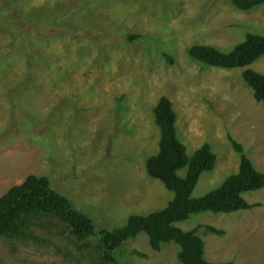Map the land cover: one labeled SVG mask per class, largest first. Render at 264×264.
Wrapping results in <instances>:
<instances>
[{
    "label": "rangeland",
    "instance_id": "1",
    "mask_svg": "<svg viewBox=\"0 0 264 264\" xmlns=\"http://www.w3.org/2000/svg\"><path fill=\"white\" fill-rule=\"evenodd\" d=\"M249 33L264 36V6L240 12L233 0H0V199L35 175L48 177L100 229L165 209L175 194L146 168L160 149L154 109L163 97L174 105L189 155L209 144L218 158L195 198L238 173L241 155L231 139L264 173V104L244 70L189 56L195 46L229 52ZM130 35L142 38L131 42ZM250 69L264 75V58ZM244 198L257 207L176 226L201 227L210 263L264 264V189ZM179 251L170 243L156 252L143 233L117 256L124 264H181ZM0 264L98 261L59 220L37 215L25 240L0 238Z\"/></svg>",
    "mask_w": 264,
    "mask_h": 264
},
{
    "label": "trees",
    "instance_id": "2",
    "mask_svg": "<svg viewBox=\"0 0 264 264\" xmlns=\"http://www.w3.org/2000/svg\"><path fill=\"white\" fill-rule=\"evenodd\" d=\"M233 5L237 11L252 12L263 7L264 0H233ZM140 38V35L129 36L131 42ZM189 56L210 68L244 70L245 83L253 90L256 101L264 104V75L250 69L264 58L263 35L249 33L229 52L212 46H195L189 50ZM166 59L174 62L169 56ZM154 115L161 132L160 149L157 155L148 159L146 168L150 178L160 181L175 194L165 209L148 216H132L121 229H100L91 217L57 193L48 177L30 175L22 185L11 188L0 199V238L25 240L29 237V220L44 215L59 220L80 250L97 255L98 264H124L117 252L143 233L148 235L151 248L156 252L162 251L165 244L178 246L181 264H214L206 259V243L199 236L201 227L185 232L176 224L204 213L229 215L257 207L250 205L244 194L264 189V173L257 170L244 147L231 139L234 149L241 155L238 173L206 196L195 198L203 174L216 168L217 155L209 144L189 155L179 138L174 105L167 97L159 101ZM184 171L186 175L182 176ZM206 230L220 237L225 235V231L212 226H207ZM133 255L147 259L145 254L137 251Z\"/></svg>",
    "mask_w": 264,
    "mask_h": 264
}]
</instances>
